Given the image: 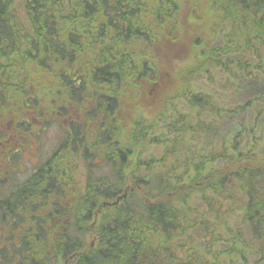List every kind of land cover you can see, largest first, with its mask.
Wrapping results in <instances>:
<instances>
[{
	"label": "trees",
	"instance_id": "obj_1",
	"mask_svg": "<svg viewBox=\"0 0 264 264\" xmlns=\"http://www.w3.org/2000/svg\"><path fill=\"white\" fill-rule=\"evenodd\" d=\"M263 86L264 0H0V264H262Z\"/></svg>",
	"mask_w": 264,
	"mask_h": 264
},
{
	"label": "rangeland",
	"instance_id": "obj_2",
	"mask_svg": "<svg viewBox=\"0 0 264 264\" xmlns=\"http://www.w3.org/2000/svg\"><path fill=\"white\" fill-rule=\"evenodd\" d=\"M15 5H18L17 1H15ZM18 9H20V6ZM180 21L183 30L179 35L178 40L175 43L171 44L168 47V49H165V51L161 53L158 52L153 55L157 59V66L159 69L157 72H158V76L160 75L161 80H160V87L157 86L155 91L152 92L153 96L152 99H150V104H152L153 101L156 102L157 99L163 97L167 92V89L169 90L175 89L177 80L176 78H174V76L192 64L191 56L195 55L196 53V48L194 47V45H195V38L197 37V34L200 33L197 32L199 26L197 24L195 25L190 22V16L187 13H181ZM236 74L237 71L235 69H232L230 75L232 76ZM253 74H259V73L253 71ZM234 78L238 79L237 76H234ZM220 79L221 81H223V84L224 83L226 84L225 89L228 91L229 90L228 86L230 82L225 81L223 76L220 77ZM259 82L261 83V81ZM223 84L220 85L222 86ZM231 84L236 85V82L231 81ZM198 89L203 90L202 86H199ZM254 93H255L254 91H249V92L247 91L236 95L234 97L235 103L236 102L243 103L245 99L250 96V94H254ZM147 101L143 102L141 100H136L131 103L132 105L134 104L135 106L134 108H138L140 110L142 107H145V105H147ZM202 120L204 121L203 118ZM6 127L7 126L5 124L2 126V128H6ZM53 134H54L53 128H49L46 131V135L43 136L42 142L40 143L30 142L29 141L30 138H26L28 140L24 141L23 143H26L27 141L29 142H27L25 148L21 150L23 154L22 159L24 162V165L22 166L20 172L21 176H24V174H27L30 170L34 169L38 165L39 160L42 161L48 155L49 151L53 148L55 142ZM12 143L7 142L8 145ZM14 144H18V142L16 141V143ZM4 145L5 144L2 143V139H0V152L3 148H5ZM262 264H264V260Z\"/></svg>",
	"mask_w": 264,
	"mask_h": 264
}]
</instances>
